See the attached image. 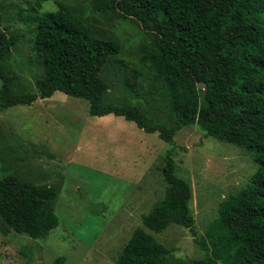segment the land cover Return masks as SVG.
<instances>
[{
    "label": "trees",
    "instance_id": "16d2710c",
    "mask_svg": "<svg viewBox=\"0 0 264 264\" xmlns=\"http://www.w3.org/2000/svg\"><path fill=\"white\" fill-rule=\"evenodd\" d=\"M98 6L116 18L134 20L150 35L145 59L162 81L158 97L174 124L154 121L141 103L107 100L111 85L104 73L121 43L94 29L65 2L34 21L33 49L44 69L36 78L37 91L19 92L8 63L18 37L2 27L0 15V105L31 104L61 91L85 99L90 115L123 116L169 143L179 129L196 124L207 136L248 149L258 167L240 194L223 205L221 220L233 252L229 264H264V0H98ZM162 172L165 195L143 215L144 226L134 230L117 264H219L211 253L177 256L154 236L179 224L191 228L196 241L208 248L192 228V189L176 173L171 149ZM58 196L52 184L7 169L0 176L1 218L35 240L46 239L59 226ZM65 259L59 256L53 264Z\"/></svg>",
    "mask_w": 264,
    "mask_h": 264
},
{
    "label": "rangeland",
    "instance_id": "374dc122",
    "mask_svg": "<svg viewBox=\"0 0 264 264\" xmlns=\"http://www.w3.org/2000/svg\"><path fill=\"white\" fill-rule=\"evenodd\" d=\"M37 1L0 0L2 27L18 37L8 63L19 92L37 91L36 78L44 73L33 49L35 18L65 2L94 29L121 43L104 73L111 85L107 100L141 103L154 121L174 124L158 97L162 81L145 59L150 35L139 24L105 12L98 0H43L41 6ZM2 83L0 77V88ZM88 107L85 99L61 91L31 104L0 105V176L7 169L56 186L60 218L46 239L35 240L0 216V264H53L59 256L66 258L63 264H117L134 230L144 226L143 215L165 195L162 168L170 149L176 173L192 189V228L208 248L196 241L191 228L179 224L154 236L177 256L211 253L219 264H229L233 252L227 247L221 209L248 185L258 167L253 153L207 136L196 124L179 129L169 143L123 116L90 115Z\"/></svg>",
    "mask_w": 264,
    "mask_h": 264
}]
</instances>
